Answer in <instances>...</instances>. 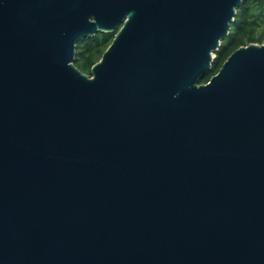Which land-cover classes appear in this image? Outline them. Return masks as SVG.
<instances>
[{
	"label": "water",
	"instance_id": "95a60500",
	"mask_svg": "<svg viewBox=\"0 0 264 264\" xmlns=\"http://www.w3.org/2000/svg\"><path fill=\"white\" fill-rule=\"evenodd\" d=\"M247 1L0 0V264H264V44L201 84Z\"/></svg>",
	"mask_w": 264,
	"mask_h": 264
},
{
	"label": "trees",
	"instance_id": "16d2710c",
	"mask_svg": "<svg viewBox=\"0 0 264 264\" xmlns=\"http://www.w3.org/2000/svg\"><path fill=\"white\" fill-rule=\"evenodd\" d=\"M116 32L98 33L79 42L76 49L75 66L84 74H91L103 53L112 43ZM250 44H264V0H248L237 10L229 34L222 41L215 54L211 72L201 82L207 83L216 75L227 58L238 48Z\"/></svg>",
	"mask_w": 264,
	"mask_h": 264
},
{
	"label": "rangeland",
	"instance_id": "374dc122",
	"mask_svg": "<svg viewBox=\"0 0 264 264\" xmlns=\"http://www.w3.org/2000/svg\"><path fill=\"white\" fill-rule=\"evenodd\" d=\"M88 76H91V74H89ZM204 84H206V83H204Z\"/></svg>",
	"mask_w": 264,
	"mask_h": 264
}]
</instances>
